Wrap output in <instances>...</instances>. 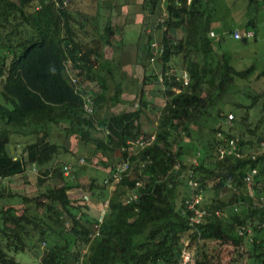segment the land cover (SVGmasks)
Wrapping results in <instances>:
<instances>
[{"label":"trees","instance_id":"obj_1","mask_svg":"<svg viewBox=\"0 0 264 264\" xmlns=\"http://www.w3.org/2000/svg\"><path fill=\"white\" fill-rule=\"evenodd\" d=\"M162 2L167 14L158 21L161 53L153 55L152 35L137 46L139 63L142 55L152 58L161 68V80L145 74L138 107L108 116L98 111L100 101L107 100V79L111 76L115 86L110 100L118 102L122 78L113 57L106 67L100 58L122 42L79 40L63 0H0V264H22L15 254L31 249L39 255L37 264H211L206 251L197 250L206 243L228 246L239 259L246 255L253 264H264V226L254 225L252 241L237 234L242 224H264V204H254L264 198V150L257 143L264 137V71L256 73L254 64L241 69L231 64L222 42L234 39L238 29L219 35L213 30L219 0ZM247 2L258 9L264 0ZM146 11L161 16V0H144ZM245 25L241 29L255 27V20L249 18ZM178 28L182 34L172 35ZM178 63L189 73L186 87L170 72ZM88 79L101 82L103 96L87 92ZM157 81L152 91L164 105L157 113L155 139L144 148L129 149V141L149 138L140 129L139 115L153 110L149 104L156 105L149 102L145 86ZM86 95L93 100L92 112L84 109ZM259 103L260 116L251 125L249 110ZM230 111L234 118L228 122ZM217 131L238 136L242 155L219 158ZM69 139L75 148L67 145ZM88 144L95 147L93 157L108 159L98 161L108 168L105 177L91 175L82 189L102 207L107 202L102 217L96 218L80 197L71 198L70 191L82 184L69 181L63 170L68 165L76 173L84 163L76 150ZM116 151L120 160L112 162ZM146 156L152 164L140 170L138 159ZM126 160L132 163L129 174L113 185V166ZM253 168L249 189L245 177ZM27 171L36 172V195L12 192L4 184ZM190 177L198 181L206 209L191 226L183 206L192 192ZM137 178L147 182V189L140 191L138 203H126L124 195ZM209 189L214 196L208 199ZM222 191L228 195H218ZM15 198L20 209L12 202ZM183 251L190 253L185 263ZM237 260L230 257L228 264Z\"/></svg>","mask_w":264,"mask_h":264},{"label":"crops","instance_id":"obj_2","mask_svg":"<svg viewBox=\"0 0 264 264\" xmlns=\"http://www.w3.org/2000/svg\"><path fill=\"white\" fill-rule=\"evenodd\" d=\"M77 1L78 0H67V6L70 12L74 33L79 40H82L83 42H89L92 39H100L102 41H106L108 39L113 42V45H116L119 41L122 42V46H120V48L116 47L114 50H112L109 47V51L107 50L105 52L106 54L104 53V58H100V64L104 67L109 65L108 61L111 57L115 59V62L113 63L118 66L117 72L122 78V90L118 102H113V100H110L115 86L114 80L111 76H109L106 82L107 87L105 91L107 100L105 99L103 102L100 101V104H98L101 106L98 108L99 114H107L110 116L112 114H120L125 111L134 110L138 107V103L137 101H134L133 103L135 106H133L131 104V100L137 98L142 87L144 75L157 74L160 78L161 68L157 63L152 60H147L143 57V55L141 63H139L137 59V56L139 55L137 49L138 43L140 45L144 44L149 35H152L153 38L154 35H157L158 37L160 35L162 36V28H158V21L155 23V17L159 14L148 13V11L143 12L144 0H88L89 2H92V5L90 6L92 10L89 7H85V0H81L84 2L83 5L78 4V7L75 8ZM162 8H164V6L161 0V12L165 10ZM225 10H227L226 6ZM219 15L220 14L218 11L215 10L212 24L218 23L217 20H219ZM227 15L228 13H226V15L223 17L225 18ZM129 25H133V27H135L134 32L129 33L126 31V27ZM235 29L241 28L236 27ZM182 32L183 29L178 28L172 31V35L174 34L176 36H180ZM160 39L161 37L159 40ZM131 44L134 45V50L132 51L130 57L124 59L122 57V49H124L126 45L130 46ZM173 63L174 61L172 59L171 64ZM143 64L146 67H143ZM170 70L171 73H178L183 69H177L172 65ZM100 84L101 82H98L95 79H88V81H84L87 92L93 97H99L100 95L103 96ZM158 86L159 82L157 81L156 83L153 82L151 84H146L145 88L149 102H154L158 108L160 107V111L163 107L164 101L160 96H158V94L152 91V89H155ZM148 106L149 109L152 107L150 104ZM157 107L155 109L153 108V111H157ZM153 111L145 109V111L141 112L139 115L140 129L142 132H150L145 130L148 128L152 129L153 131L156 130V117L158 118V116L153 113ZM149 115L152 117V119L149 118ZM153 120H156L154 124L155 126L152 125ZM88 145L90 148H92V152H94L95 147L92 144ZM105 174H107L106 171L100 172L99 170L98 177L104 178ZM90 197L91 196L87 194H84L82 197H80V201H84L88 206V209L86 210L88 213L91 209V206L97 204L98 202L93 197ZM83 198L86 200H83ZM98 204H100V202Z\"/></svg>","mask_w":264,"mask_h":264},{"label":"rangeland","instance_id":"obj_3","mask_svg":"<svg viewBox=\"0 0 264 264\" xmlns=\"http://www.w3.org/2000/svg\"><path fill=\"white\" fill-rule=\"evenodd\" d=\"M220 3L217 4V11L220 14L219 15V20L218 23H213L211 26L213 30H215L216 34L222 33L224 30L226 32L228 31L229 28L232 29L235 27L243 28L246 26V22L249 18H253L255 20V27H250L255 30V37L254 38H248L246 43H243L241 39H232V38H227L225 41L222 42V49L225 50L227 53L230 54L231 56V64L237 68H245L251 64H254L257 68V72L264 71V14L262 13V9L264 7V3L260 4V6L257 8L253 6H249L247 0H219ZM84 2L81 0L76 2L75 8L78 7V4L83 5ZM68 4V3H67ZM92 5V2H89L88 0H85V7H89L91 10L92 8L90 7ZM225 6L226 9L225 10ZM232 8V9H231ZM228 15L224 18L223 16ZM160 15H156L155 17V23L159 21ZM126 31L134 32L135 27L133 25H129L126 27ZM161 35L158 37L157 35H154L155 41L158 42L159 38ZM134 50V45L131 44L130 46L126 45L124 49H122V57L128 58L130 57L132 51ZM179 63L176 66L177 69L179 68ZM137 98H134L132 101V105H134V101H136ZM245 103H249V99L244 98ZM261 103L257 104L255 107L249 110V119L248 122L249 124L253 125V123L256 121V119L260 116V113H258V108ZM157 105H153L151 108H156ZM160 108V107H159ZM159 108L157 107L156 110H150L153 111L157 115L159 112ZM237 111V110H236ZM232 114L234 118V113L232 111L228 112V114ZM158 116V115H157ZM228 117V116H227ZM149 118L152 119V117L149 115ZM157 120V117H156ZM153 120L152 125L155 126V121ZM233 120V119H232ZM228 123V122H227ZM231 123V122H230ZM229 124V123H228ZM148 127V126H147ZM150 127V126H149ZM154 128V127H152ZM145 129V128H144ZM150 132L147 133H155V130L153 131L152 129H145ZM152 130V131H151ZM66 141V140H65ZM67 145L74 146L75 144L73 141L69 139V141L66 142ZM89 145H81L77 148L76 153L78 154L79 158L83 157L84 158V163L79 167L77 166L75 169L74 173L73 171H68L64 173V175L69 178V181L73 182H79L82 184L80 188L73 189L70 191V196L72 199H78L79 197L83 196L84 189L87 185V181L89 180L90 176L92 175L93 177H98L99 176V170L100 172L106 171L105 169L108 170V168H103L102 166L99 165V160H107L100 154H96L97 157H93L92 148L87 147ZM93 147V146H92ZM75 148V146H74ZM187 152H192V149L189 147L187 149ZM120 153L119 151H116L113 154L112 157V162L119 161L120 160ZM67 160H73L74 157L72 156H65L64 157ZM190 158V157H189ZM69 165H72V163H69ZM76 165V164H75ZM25 174V176H24ZM24 174H16L12 176L9 180L6 179L4 184L7 185V188L10 189L12 192H16L19 194L26 195L28 197L34 196L37 194V189H36V172L35 171H27ZM74 174V175H73ZM76 179V180H74ZM114 187V186H113ZM182 195H185L186 193V188L183 186L182 187ZM181 195V196H182ZM220 196H227L226 191H222L221 193L219 192ZM205 196L206 198H212L214 196L213 190L205 191ZM91 198V197H90ZM14 203L15 207L20 209L21 204L18 203V200L15 198L12 200ZM3 203V202H1ZM9 203V202H8ZM97 204L92 205L91 209L89 210V213L92 217H102L104 213V206L102 207V204ZM91 205V204H90ZM264 233V232H263ZM41 249H43L45 246L42 244ZM199 252L202 250L206 253V258L210 259L211 264H228V261L230 257H233V259H238L237 264H253L252 261L247 258L246 255H244L242 258H238V255L236 253H233L228 246H222L220 247L219 245H215L212 243H206L204 247H201L197 249ZM196 251V250H195ZM15 259L20 261L22 264H27L35 262L36 264L39 260V255L36 253L34 249H31L28 251L24 252H18L15 254Z\"/></svg>","mask_w":264,"mask_h":264},{"label":"built area","instance_id":"obj_4","mask_svg":"<svg viewBox=\"0 0 264 264\" xmlns=\"http://www.w3.org/2000/svg\"><path fill=\"white\" fill-rule=\"evenodd\" d=\"M189 1V0H187ZM64 4H67V0H63ZM262 13L264 14V7L262 9ZM166 10H164L161 14V16L159 17V22H163L164 18L166 17ZM210 36L214 35L213 31H210ZM233 38L234 39H242L243 37H246V39L248 38H253L255 36V31L252 28H246V29H238L235 30L233 33ZM152 47H153V55L155 56L156 54H160L162 51V48L158 46L157 42L154 41L152 43ZM151 60H153L151 58ZM171 72V71H170ZM176 77L177 79L180 81L181 87H186L189 82H190V76L188 71L186 70H181L178 73H176ZM161 80V77H160ZM72 81L75 82V78L72 77ZM176 91H179V89H175ZM164 105V104H163ZM84 109L87 112H92L93 110V100L92 98H90L89 95H86V101L84 104ZM233 119V115L230 113L228 114V118L227 121L229 122L230 120ZM216 137L219 139L220 143H219V147H218V153L217 156L219 158H223L227 155L229 156H236L239 157L242 155V152L239 150V137L238 136H233V135H226L224 133H222L221 131H217L216 132ZM155 139V133H149V138L148 139H140L138 141H129V149H132L135 146H139L140 148H144L146 145H148L150 142H152ZM259 147L264 150V137L263 140L258 143ZM254 157V156H252ZM81 162L83 161V159L80 160ZM152 164V159L149 157H145L144 159H138V166L140 170L145 169L148 165ZM132 163H130V161L126 160L124 162H120V163H116L113 166V169L111 170V174H109L110 179L112 180L111 183L114 185L115 183H117L118 181H120L125 175L129 174L130 169H131ZM178 165H174V168H177ZM69 166L68 165H64L63 166V170L64 173L69 171ZM175 170V169H174ZM169 173V171H168ZM256 173V169L253 168L250 172V174H248L245 177V182H247V185L249 187V189H251V181H252V176L253 174ZM165 178V177H163ZM107 181V178L105 179ZM188 186L190 188L191 195L190 196H186L183 199V206H184V211L185 212H190V215L188 216V225H193L194 223H198L200 221V219L204 216L206 209L202 206V190L199 188V183L197 180L193 179L192 177H190L188 179ZM147 189V182L144 181L142 178H137L134 181V184L132 186V188L130 190H128L126 192V194L124 195V201L126 203H138L140 197L142 196V194L140 193V191H145ZM254 204H260L263 205L264 204V198L260 197L259 199H257L255 201ZM104 206V210L107 207V202L105 201L103 203ZM235 210H237V208L235 207ZM254 225L257 228H261L264 226L263 223L260 222H248L246 224H242L237 228V234L240 236H244L247 237L248 240L252 241L254 239ZM182 259L183 262H187L190 259V253L187 251H183L182 252ZM78 264H83V262H79Z\"/></svg>","mask_w":264,"mask_h":264},{"label":"water","instance_id":"obj_5","mask_svg":"<svg viewBox=\"0 0 264 264\" xmlns=\"http://www.w3.org/2000/svg\"><path fill=\"white\" fill-rule=\"evenodd\" d=\"M241 41H242L243 43H246V42H247L246 37H243V38L241 39ZM65 44L68 45L69 43L66 41ZM262 140H263V136H259L258 139H257V143H260ZM11 151H13V147H12V146H11Z\"/></svg>","mask_w":264,"mask_h":264},{"label":"clouds","instance_id":"obj_6","mask_svg":"<svg viewBox=\"0 0 264 264\" xmlns=\"http://www.w3.org/2000/svg\"><path fill=\"white\" fill-rule=\"evenodd\" d=\"M105 210H106V209H105ZM105 210H104V211H105Z\"/></svg>","mask_w":264,"mask_h":264}]
</instances>
